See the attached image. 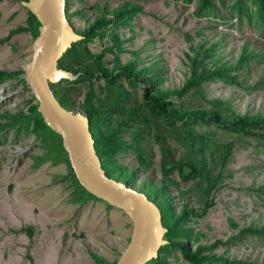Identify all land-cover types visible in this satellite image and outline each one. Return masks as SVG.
<instances>
[{
	"label": "rangeland",
	"instance_id": "1",
	"mask_svg": "<svg viewBox=\"0 0 264 264\" xmlns=\"http://www.w3.org/2000/svg\"><path fill=\"white\" fill-rule=\"evenodd\" d=\"M22 1L26 0H0V39L7 38L0 44V70H24L32 56L33 39L28 31L8 37L11 31L27 26ZM125 3L139 5L142 11L129 25L110 30L118 34L119 41L113 42L106 33L92 40L89 48L104 54L109 68L114 64V54L107 47L117 50L122 63L134 60L139 68L157 63L164 67L163 90L182 86L188 73L184 54L199 42L208 47L220 41L218 56L229 62L238 59L245 45L250 51L264 54V39L246 21L239 24L231 17L233 0H225L224 6L219 3L220 17L214 19L197 18L195 3L183 6L176 0H71L70 24L79 34L96 17L101 14L110 17L111 10ZM251 67L247 85L264 75V62L252 63ZM205 92L209 98L228 101L232 117L264 118V90L245 91L215 83L209 84ZM30 94L17 80L0 86V142L6 137L0 143V264L116 263L130 238V219L118 209H107L102 202L85 200L73 193L69 182L63 180L67 166L54 163L52 157L44 158L45 148L35 135L15 137L13 130L5 133L2 130L6 113L28 114L29 106L35 103ZM120 123L116 120L121 143L109 151L116 152L121 145L127 148L114 159L121 167L118 169L125 172L123 177L128 178L136 171L133 188L144 187L162 204L170 205L174 218L184 211L200 213L206 192L208 199L214 201L202 218L190 216L183 221L182 228L192 232V250L198 245L224 242L249 225L264 224V149L257 139L243 137L239 141L218 131L217 141L221 142L218 144L229 146L233 142L232 149H221L228 152L227 160L217 162L213 168L206 159L215 175L213 181L208 180L204 170L200 177L185 182L176 170L165 172L162 166L166 156L176 162H185L193 156L182 136L175 133L172 138L165 133L171 147L165 149L155 137L136 142L138 130L127 113L124 125ZM37 162L40 164L35 166ZM168 196L173 199H166ZM165 254L166 264H188L176 251ZM216 255L230 261L264 264V246L256 238H248L244 245L219 247Z\"/></svg>",
	"mask_w": 264,
	"mask_h": 264
},
{
	"label": "trees",
	"instance_id": "2",
	"mask_svg": "<svg viewBox=\"0 0 264 264\" xmlns=\"http://www.w3.org/2000/svg\"><path fill=\"white\" fill-rule=\"evenodd\" d=\"M176 1L183 6L195 3L194 15L197 18H219L218 4L225 5V0ZM70 4L71 0H66V16L69 22ZM141 11L139 5L130 6L125 3L124 6L111 10L110 17L105 14L96 17L85 31L79 32L83 38L73 43L58 60L59 68L76 77L73 80L62 79L57 83H50V88L61 106L88 119L94 148L105 174L125 185L131 187L135 185L136 171L128 178L123 177L125 172L118 169L121 167L116 164L117 159H114V156L116 158L120 151L127 148L121 145L117 148L118 151H109L115 149L117 143H121L122 135L116 131L119 126L116 125V120L121 122L120 125H124L123 118L126 113L133 122V127L138 130L135 134L136 142L143 141L144 137H155L164 144L163 148L171 149L165 133L170 137L175 133H178L179 137L182 136V142L191 149L193 156L185 162H176L172 157L166 156L162 166L165 172L169 169L176 170L185 182L200 177L204 170H207L208 180L213 181L215 175L212 174V167L214 168L217 162L227 160L228 152L221 149H232L233 142H229V146L218 144L221 143L217 141L218 131L233 135L239 141H242L243 137L257 139L262 146L261 149H264V118L232 117L228 101L209 98L205 92L209 84L215 83H223L245 91L264 90V75L253 84L247 85V78H251V64H262L263 53L250 51L245 45L238 59L229 62L218 56L220 41L210 43L208 47L205 43L199 42L191 45L189 52L184 54L188 73L182 86L174 90H163L161 75L164 67L158 66L157 63L142 68H139L134 60L122 63L117 50L107 47L106 50L114 54V64L109 68L105 63V55L95 53L89 48L92 40L106 33L113 42H118V34L110 30L129 25ZM230 13L239 24L246 21L257 32L259 38L264 39V0H233ZM26 14V28L15 29L8 37L21 31H28L33 40L38 36L40 26L38 19L27 9ZM6 40L7 38L0 39V44ZM115 47L118 48L116 44ZM11 80H17L29 90L23 69L0 70V86ZM30 99L35 103L29 106L27 115L23 113L4 115L5 122L1 125L4 133L13 130L15 137L21 134L35 135L45 148L44 158L52 157L54 163H64L67 166V174L63 180L69 182L73 193L82 195L80 197H84L85 200L102 202L107 209H116L88 193L78 183L62 147L61 137L45 123L32 94ZM210 127L214 130H208ZM198 129L202 131L198 132ZM109 157L113 158L108 159ZM206 159L211 162L212 167L206 163ZM39 164L40 162H37L35 166ZM137 190L145 193L148 199L157 205L162 225L166 229L164 238L167 244L159 249L158 257L147 264H166L167 251L180 253L188 264H257L242 260L230 261L216 255V250L219 247L244 245L248 238H256L259 244L264 246V224L249 225L224 242L218 240L210 245H198L192 250L191 243L194 241L192 232L190 229L182 228L183 221L189 220L190 216L202 218L206 215L214 206V201L208 199L209 193L206 192L200 213L184 211L179 217L174 218V209L170 205L162 204L144 187ZM166 199L173 198L168 196ZM22 230L24 231V229L20 231Z\"/></svg>",
	"mask_w": 264,
	"mask_h": 264
},
{
	"label": "water",
	"instance_id": "3",
	"mask_svg": "<svg viewBox=\"0 0 264 264\" xmlns=\"http://www.w3.org/2000/svg\"><path fill=\"white\" fill-rule=\"evenodd\" d=\"M22 5L40 23L38 36L32 42L31 59L24 69V79L38 103V111L61 137L78 183L130 219V238L116 264H147L156 259L159 249L167 244L157 205L145 193L105 174L94 148L88 119L61 106L50 88V83L75 78L57 64L63 53L83 38L67 19L66 0H26Z\"/></svg>",
	"mask_w": 264,
	"mask_h": 264
}]
</instances>
